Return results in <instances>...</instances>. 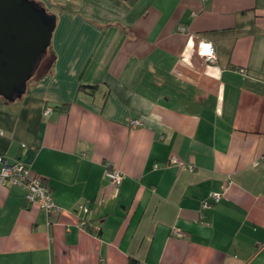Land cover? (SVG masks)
Segmentation results:
<instances>
[{
	"label": "crops",
	"instance_id": "1",
	"mask_svg": "<svg viewBox=\"0 0 264 264\" xmlns=\"http://www.w3.org/2000/svg\"><path fill=\"white\" fill-rule=\"evenodd\" d=\"M38 1L51 60L0 96V156L61 211L0 182V264H264V0Z\"/></svg>",
	"mask_w": 264,
	"mask_h": 264
},
{
	"label": "water",
	"instance_id": "2",
	"mask_svg": "<svg viewBox=\"0 0 264 264\" xmlns=\"http://www.w3.org/2000/svg\"><path fill=\"white\" fill-rule=\"evenodd\" d=\"M56 15L38 0H0V96L22 95L51 45Z\"/></svg>",
	"mask_w": 264,
	"mask_h": 264
},
{
	"label": "built area",
	"instance_id": "3",
	"mask_svg": "<svg viewBox=\"0 0 264 264\" xmlns=\"http://www.w3.org/2000/svg\"><path fill=\"white\" fill-rule=\"evenodd\" d=\"M183 30H187L185 27ZM197 54L208 61H215L216 48L211 41L201 39L198 42ZM54 110L53 107L47 106L44 109V114L49 115ZM132 125H140L142 122L134 119L131 121ZM2 131H0V134ZM172 161H176V158H172ZM108 177L115 184H120L123 179L121 170L113 167L110 163H107V169L105 172ZM9 182L11 184L20 185L26 190V198L28 201L36 202L46 211L48 215L54 212H60L61 208L54 198L52 189L44 183L43 177L35 173L22 161H16L14 163H7L6 160L0 156V182ZM214 200L218 201L220 195L217 193L212 194ZM203 206H208V202H204ZM79 211L84 215L91 213L90 208L86 204H80ZM82 224L87 226V221L83 218ZM99 229L94 226L93 230ZM174 233L177 236H182V232L178 228H174Z\"/></svg>",
	"mask_w": 264,
	"mask_h": 264
},
{
	"label": "rangeland",
	"instance_id": "4",
	"mask_svg": "<svg viewBox=\"0 0 264 264\" xmlns=\"http://www.w3.org/2000/svg\"><path fill=\"white\" fill-rule=\"evenodd\" d=\"M50 54H51V52H50V47H49L48 50L44 54H42V56L40 57L37 68H39L41 66V70H42L45 65H46L45 67H47L49 65V62L51 60Z\"/></svg>",
	"mask_w": 264,
	"mask_h": 264
},
{
	"label": "trees",
	"instance_id": "5",
	"mask_svg": "<svg viewBox=\"0 0 264 264\" xmlns=\"http://www.w3.org/2000/svg\"><path fill=\"white\" fill-rule=\"evenodd\" d=\"M94 87H96V85H82L81 89L89 90V89L94 88ZM129 264H139V261H137L134 258H130Z\"/></svg>",
	"mask_w": 264,
	"mask_h": 264
}]
</instances>
